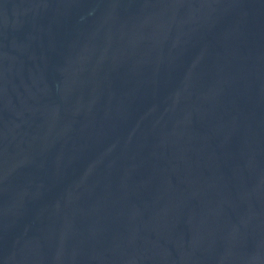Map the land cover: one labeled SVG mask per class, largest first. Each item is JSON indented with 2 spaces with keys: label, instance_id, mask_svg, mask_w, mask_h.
<instances>
[{
  "label": "water",
  "instance_id": "1",
  "mask_svg": "<svg viewBox=\"0 0 264 264\" xmlns=\"http://www.w3.org/2000/svg\"><path fill=\"white\" fill-rule=\"evenodd\" d=\"M0 264H264V0H0Z\"/></svg>",
  "mask_w": 264,
  "mask_h": 264
}]
</instances>
